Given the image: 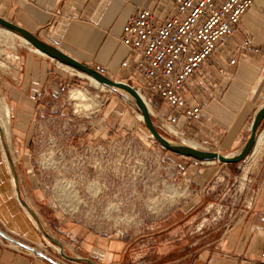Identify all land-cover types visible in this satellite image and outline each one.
<instances>
[{"label": "crops", "instance_id": "crops-1", "mask_svg": "<svg viewBox=\"0 0 264 264\" xmlns=\"http://www.w3.org/2000/svg\"><path fill=\"white\" fill-rule=\"evenodd\" d=\"M173 3L174 0H0V16L56 44L83 64L95 69L104 67L111 78L127 80L130 67L124 68L121 63L132 62L133 56L129 47L120 42L123 26L141 7L160 10ZM244 41L258 46L262 52L244 50ZM263 50L264 0H254L232 34L217 45L213 55L189 80L185 95L189 101L201 103V115L190 126L177 125L183 133L181 137L194 140L201 149L222 153H229L244 143L250 121L257 108L264 104ZM35 51L24 47L15 55L11 70H0V97L4 102L0 100V103L7 106L9 114L3 126L0 119V230L37 250V243L48 236L75 258H67L72 264H129L134 257L132 242L118 239L117 233L104 237L74 225L68 231L58 228L56 237L50 234L52 221L44 211L41 190L32 185L33 178L38 177L28 154L29 119L41 108V96L57 93L59 81L51 73L53 59ZM232 57L234 64H227ZM220 65L228 71L226 78L218 73ZM155 100V107L158 108L157 100H160L162 106L158 109L168 113L166 103L158 96ZM116 120L117 117L113 122ZM173 160L186 168L187 179L190 167H194L189 158L178 155ZM17 187L30 211L19 201ZM149 244L142 245L143 251L148 250ZM168 244V241L156 240L158 264L177 263L178 259L173 256L166 258L164 249L175 246V243ZM209 246L201 255L203 264H264V187H260L241 217ZM185 257L191 260L190 253ZM194 257L191 264H197ZM55 261L66 264L59 259ZM0 264L53 263L0 235Z\"/></svg>", "mask_w": 264, "mask_h": 264}, {"label": "rangeland", "instance_id": "rangeland-1", "mask_svg": "<svg viewBox=\"0 0 264 264\" xmlns=\"http://www.w3.org/2000/svg\"><path fill=\"white\" fill-rule=\"evenodd\" d=\"M24 47L34 50L0 26V70H11L15 55ZM51 73L59 81L57 93L41 96V108L30 115L28 152L38 177L32 185L40 188L44 211L53 222L50 234L56 237L58 228L68 231L74 225L104 237L117 233L118 239L132 242L134 257L129 264H158L155 242L168 241L175 246L164 249L166 258L173 256L178 259L176 264H191L196 255L197 264H203L205 248L257 196L264 177V119L258 130L262 138L243 161H208L190 167L185 179L186 168L173 160L178 154L153 139L141 113L124 94L93 84L55 59ZM73 88L86 92L92 105L78 108L79 102L68 98ZM157 106H162L160 100ZM152 119L167 137L191 140L170 135ZM93 149L97 150L89 152ZM90 166L93 180L88 177ZM92 181L97 184L88 185ZM43 238L37 243L39 250L54 261L72 264L61 254V245L48 236ZM148 242L150 247L143 251L142 245ZM63 251L68 254L65 248ZM188 253L191 260L185 257Z\"/></svg>", "mask_w": 264, "mask_h": 264}, {"label": "built area", "instance_id": "built-area-1", "mask_svg": "<svg viewBox=\"0 0 264 264\" xmlns=\"http://www.w3.org/2000/svg\"><path fill=\"white\" fill-rule=\"evenodd\" d=\"M253 1L174 0L171 7L160 10L141 7L123 26L120 42L129 47L133 60H125L121 66L130 67V84L145 98L153 118L170 135L181 137L183 133L177 125L190 126L200 118L201 103L189 101L185 95L188 82L213 55L217 45L232 34ZM242 48L253 53L262 52L249 41H244ZM234 62L232 57L227 64ZM96 69L107 75L104 67ZM217 70L222 77L228 76L225 67L220 65ZM100 86L105 88V85ZM150 96L161 98L168 106V113L153 107ZM188 158L194 167L208 162ZM89 169L88 177L93 180L92 166ZM262 180L260 187H264V177ZM93 183L97 184L92 181L88 185L93 186Z\"/></svg>", "mask_w": 264, "mask_h": 264}, {"label": "water", "instance_id": "water-1", "mask_svg": "<svg viewBox=\"0 0 264 264\" xmlns=\"http://www.w3.org/2000/svg\"><path fill=\"white\" fill-rule=\"evenodd\" d=\"M0 26L5 28L7 31L14 32L24 39L25 42L32 45L38 52L45 54L46 56L50 57L51 59H55L59 61L61 64L67 65L73 69H75L78 72L86 73L87 75L91 76L98 84H102L105 86H108L110 88H113L122 94H124L127 98H129L134 105L137 107L139 113H141L142 120L144 122L145 127H147L150 135L153 137L157 143L161 145L164 149L168 150L171 153H175L184 157H191L195 158L200 161H219L224 164H231V163H238L243 161L251 152L252 148L254 147L258 130L261 125L262 120L264 119V104L259 106L257 108V111L255 112L252 120L250 121V127H249V134L246 137V140L244 143L230 151L229 153H222L219 151H211L204 148H198L191 146L189 144H185L182 140L177 139H171L164 135L159 128L155 125L153 119H152V113L149 111L147 107V103L144 98H142L137 91L133 87L132 84L123 82L121 80H117L115 78H111L110 76L101 73L100 71H97V69L87 65L83 64L82 62L78 61L77 59L73 58L72 56H69L66 54L61 48H59L56 44H52L42 38H39L36 34L32 33L31 31H28L27 29H24L20 25L16 24L13 21H10L2 16H0ZM7 160H9L10 164L12 163V160H10L9 153L7 148L5 149ZM16 178V177H15ZM17 197L19 201L26 207L28 211H30V208L20 195V190L17 187ZM0 235L4 238L9 239L10 241H13L17 245H21L22 247L35 252L40 257L49 260L53 264H59L53 259L47 257L44 253L37 250L34 246L26 245L22 242H18L2 232L0 230ZM60 252L63 254L65 258H68L70 260H75L72 256L64 253L63 246L60 247Z\"/></svg>", "mask_w": 264, "mask_h": 264}, {"label": "bare ground", "instance_id": "bare-ground-1", "mask_svg": "<svg viewBox=\"0 0 264 264\" xmlns=\"http://www.w3.org/2000/svg\"><path fill=\"white\" fill-rule=\"evenodd\" d=\"M7 31V30H6ZM8 32H10V31H8ZM12 33V32H11ZM14 33V32H13ZM14 34H16V33H14ZM17 36H19V37H21L22 38V36H20V35H18V34H16ZM24 40V39H23ZM34 50H36L35 48H34ZM37 51V50H36ZM66 68H69L70 69V67L69 66H67V65H64ZM78 72V71H77ZM79 73H81L80 75H82V76H87L89 79H90V81L93 83V84H98L91 76H89V75H87L86 73L84 74V73H82V72H79ZM141 96V95H140ZM142 98H144L143 96H141ZM68 98L71 100H77L79 103H76V106L78 107V108H82V109H86V108H88L89 106H91L92 105V103L90 102V100H89V97L87 96V93L86 92H84L83 90H81V89H79V88H73V89H71L70 91H69V94H68ZM145 99V98H144ZM146 101V100H145ZM8 108H7V106L6 105H4V104H2V103H0V119H2L1 120V123H2V126H3V122L4 123H6V122H8V120H9V117H8ZM140 117H141V115H140ZM3 128V127H2ZM4 131V130H3ZM257 140H256V143L255 144H258V142H260L259 140L262 138L261 137V134L259 133L258 135H257ZM185 144H189V145H191V146H194V147H198L199 148V146H198V144L196 143V142H194L193 140H184V139H181ZM255 146V145H254Z\"/></svg>", "mask_w": 264, "mask_h": 264}, {"label": "trees", "instance_id": "trees-1", "mask_svg": "<svg viewBox=\"0 0 264 264\" xmlns=\"http://www.w3.org/2000/svg\"><path fill=\"white\" fill-rule=\"evenodd\" d=\"M155 97L156 96H150V97H148L152 105H155L156 104Z\"/></svg>", "mask_w": 264, "mask_h": 264}]
</instances>
